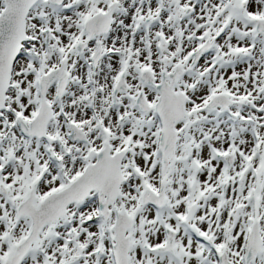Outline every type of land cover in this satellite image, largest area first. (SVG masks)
<instances>
[{
	"label": "snow or ice",
	"instance_id": "6c2138e0",
	"mask_svg": "<svg viewBox=\"0 0 264 264\" xmlns=\"http://www.w3.org/2000/svg\"><path fill=\"white\" fill-rule=\"evenodd\" d=\"M0 264H264V0H0Z\"/></svg>",
	"mask_w": 264,
	"mask_h": 264
}]
</instances>
